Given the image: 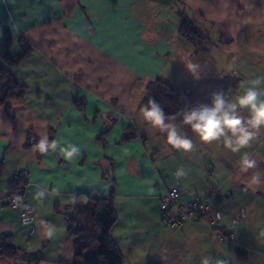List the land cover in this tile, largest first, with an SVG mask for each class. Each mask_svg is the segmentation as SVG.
I'll use <instances>...</instances> for the list:
<instances>
[{
  "label": "crops",
  "instance_id": "1",
  "mask_svg": "<svg viewBox=\"0 0 264 264\" xmlns=\"http://www.w3.org/2000/svg\"><path fill=\"white\" fill-rule=\"evenodd\" d=\"M183 19L200 34L193 41L179 32ZM5 35L8 54L24 42L30 55L16 67L3 65L25 94L0 103V237L10 236L20 252L0 253V264L72 262L76 238L67 234L66 217L89 234V213L86 225L78 223L79 209H89L79 196L112 188L118 219L110 235L125 264H202L205 257L212 264H264V183H251L257 174L264 181V128L236 153L222 141L181 132L195 148L170 167L165 158L178 150L142 111L148 82L186 84L193 78L189 62L200 65L199 75L207 68L219 76L235 72L232 101L249 81L264 79V0H0V44ZM240 114L246 120L248 110ZM125 131L135 137L124 141ZM45 138L57 147L41 152L32 145ZM70 145L78 152L69 159L62 149ZM244 154L255 168L243 170ZM179 170L185 174L178 177ZM19 172L26 180L20 194L34 208L29 223L21 203H2ZM173 188L185 203L216 189L210 216L225 238L203 223L165 228L158 201Z\"/></svg>",
  "mask_w": 264,
  "mask_h": 264
},
{
  "label": "trees",
  "instance_id": "2",
  "mask_svg": "<svg viewBox=\"0 0 264 264\" xmlns=\"http://www.w3.org/2000/svg\"><path fill=\"white\" fill-rule=\"evenodd\" d=\"M179 32L190 41L194 40V36L199 37L200 35L199 32L192 27L191 22L186 19L182 20ZM10 45L11 39L9 36L5 35L4 40L0 44L1 104L10 100H20L25 94V88L14 81L11 72L3 65L7 67L18 66L24 59L29 57L30 49L24 42H20V52L16 55H10L8 54ZM239 82L240 79L234 76L216 75L211 68L202 70L199 79L191 78L188 83L177 87H172L162 80L157 79L148 82L146 85L142 106L145 107L148 99L152 98L160 104L166 115H174L194 106L209 103L211 94L220 90L228 92V98L230 99ZM9 110L10 109L7 107L8 112ZM175 122L180 124L188 136H195L190 128L182 124L179 117ZM163 134L166 135L165 133ZM134 137L135 134L133 132L125 131L123 139L127 141ZM32 145L38 147L39 142L33 140ZM2 167L0 163V172ZM25 185L26 180L24 174L22 172L16 173L8 182V193L10 195L20 194ZM113 193L112 188L108 195L79 196V199L88 202L91 231L84 236L83 230L78 227L75 219L73 217H66L67 234L70 237L76 238L75 245L77 250L72 262H58L55 264H125L120 248L110 235V231L118 219L114 207ZM0 253L9 258L20 257V252L14 248L10 236L0 237ZM41 263H44V260L41 258H32L25 261V264Z\"/></svg>",
  "mask_w": 264,
  "mask_h": 264
},
{
  "label": "clouds",
  "instance_id": "3",
  "mask_svg": "<svg viewBox=\"0 0 264 264\" xmlns=\"http://www.w3.org/2000/svg\"><path fill=\"white\" fill-rule=\"evenodd\" d=\"M188 72L194 79H199L200 65L189 62L185 65ZM236 73H233L235 76ZM264 79L255 78L249 81L251 85L244 95L237 96L235 101L228 98L229 93L220 90L211 94L210 102L194 106L186 111L174 115H166L160 104L149 98L143 108V119L153 128L166 134V142L174 149L184 152L193 151L195 145L187 135H182L178 125L175 123L178 117L182 124L190 128L191 132L203 143L222 141L223 147L233 153L239 152L241 148L250 145L255 138V130L264 128V87L261 84ZM247 109V119L240 114V110ZM41 152H46L49 148L53 150L57 147L53 142L50 145L47 139H42L38 145ZM67 158H72L78 152L75 146L62 149ZM242 163L243 170L255 168L256 161L244 154ZM183 170H179L176 175H184ZM252 184L259 186L264 181L259 174L254 176ZM52 235L51 232L48 233ZM202 264H212L208 257H205ZM218 264H223L222 261Z\"/></svg>",
  "mask_w": 264,
  "mask_h": 264
},
{
  "label": "built area",
  "instance_id": "4",
  "mask_svg": "<svg viewBox=\"0 0 264 264\" xmlns=\"http://www.w3.org/2000/svg\"><path fill=\"white\" fill-rule=\"evenodd\" d=\"M216 197L217 190L210 189L203 198H193L185 203L182 201V195L178 189L167 190L158 201L163 226L176 231L182 229L188 222L203 223L221 241L225 236L216 220L210 216V207ZM2 203L9 207H15L21 203L23 208L22 220L27 223L33 220L34 208L22 194L7 195L2 199Z\"/></svg>",
  "mask_w": 264,
  "mask_h": 264
},
{
  "label": "rangeland",
  "instance_id": "5",
  "mask_svg": "<svg viewBox=\"0 0 264 264\" xmlns=\"http://www.w3.org/2000/svg\"><path fill=\"white\" fill-rule=\"evenodd\" d=\"M177 125H178V127H179V129L181 130V132H183V134H184V131H183V129H182V127L180 126V124L179 123H177V122H175ZM178 150V154L175 156V158L174 159H172L169 155L165 158V161H166V159H168V162H166L167 163V165H172V166H178L179 164H182L180 161H188L190 158H191V156H190V154H189V152H184L183 150H179V149H177ZM181 156V158H179ZM171 160V161H170ZM179 161V162H178ZM166 163L165 164H163V162L161 163V165L163 166V165H166ZM183 164H185V163H183ZM171 167V166H170ZM170 171H171V169H170ZM172 175V174H171ZM173 176V175H172ZM79 213H78V216H77V219H78V223H79V225H80V227H82V226H84V225H86V223L87 222H85V219H84V216L86 215V214H88L89 213V210H83V209H79ZM233 224L235 223V221H233L232 222ZM231 226V225H230ZM229 226V227H230ZM168 229V228H167ZM168 230H170V229H168Z\"/></svg>",
  "mask_w": 264,
  "mask_h": 264
},
{
  "label": "water",
  "instance_id": "6",
  "mask_svg": "<svg viewBox=\"0 0 264 264\" xmlns=\"http://www.w3.org/2000/svg\"><path fill=\"white\" fill-rule=\"evenodd\" d=\"M41 264H48V263H45V262H44V263H41Z\"/></svg>",
  "mask_w": 264,
  "mask_h": 264
}]
</instances>
